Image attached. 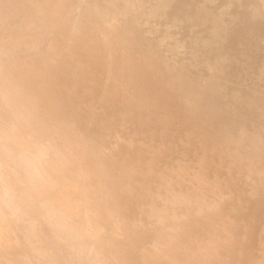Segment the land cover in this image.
Here are the masks:
<instances>
[{"label":"bare ground","instance_id":"obj_1","mask_svg":"<svg viewBox=\"0 0 264 264\" xmlns=\"http://www.w3.org/2000/svg\"><path fill=\"white\" fill-rule=\"evenodd\" d=\"M169 11L208 29L190 68ZM263 33L264 0H0V264H228L229 191L264 202ZM254 211L235 264H264Z\"/></svg>","mask_w":264,"mask_h":264},{"label":"rangeland","instance_id":"obj_2","mask_svg":"<svg viewBox=\"0 0 264 264\" xmlns=\"http://www.w3.org/2000/svg\"><path fill=\"white\" fill-rule=\"evenodd\" d=\"M172 16L173 14L169 11L165 14V19L155 21V23L159 26L167 25L169 33H171L178 40L179 43H182L184 40H187L189 42L186 48L169 49V54L172 56V60L175 65L183 64L185 65V67L190 68L191 63L195 59L200 58L201 56L202 47L200 43L204 38H208V29L202 26H197V28H195L192 32L189 33L190 30L184 26H180L176 23H168L167 20L172 18ZM136 19L143 23L146 22V20H142L140 16H138ZM151 38L152 40H155V36L153 34L151 35ZM258 65H260L259 62ZM251 89L252 85L248 86L247 91ZM102 119L103 117L99 113H95L92 116H86L85 122L91 126V137L96 138L100 133L105 132L107 136L105 145L107 147L110 145L112 137H120L121 141H124L126 139L127 132L124 126H120L107 131L102 128ZM174 158L175 157L172 155H167L165 156L164 160L168 163L171 160H174ZM259 162L260 165L264 167V157L260 158ZM207 180H210V177H208ZM239 187L242 188L241 191L243 192V196L240 201V205L241 207H243V210L238 212L233 211L231 213V218L236 220V224L232 232V243L229 249L228 264H235V257L239 251L240 241L245 235L243 222H246L247 219L250 217V212L254 211L255 209L253 215L254 226L249 233L250 251L253 255L257 252L259 237L262 235L261 228L264 224V202L258 207L256 197L250 194L249 186L246 185L243 181H236L234 187L232 188L233 191L232 189L229 191L230 197H228L230 200V204L233 205L236 203L233 194L235 193V190ZM117 202L119 203L123 213L129 219H144V215L140 212L141 206L134 201H130L126 193H124L123 191H120L119 194H117ZM1 208L2 212H4L6 215L10 214L9 207L2 205ZM22 253V250L19 248L18 254ZM26 256L29 257L30 255L28 254Z\"/></svg>","mask_w":264,"mask_h":264}]
</instances>
